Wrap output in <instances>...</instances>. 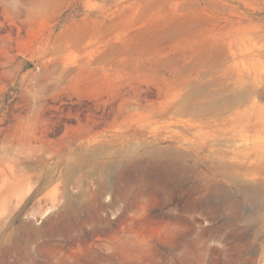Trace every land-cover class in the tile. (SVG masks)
I'll return each mask as SVG.
<instances>
[{"label":"rangeland","instance_id":"374dc122","mask_svg":"<svg viewBox=\"0 0 264 264\" xmlns=\"http://www.w3.org/2000/svg\"><path fill=\"white\" fill-rule=\"evenodd\" d=\"M0 264H264V0H0Z\"/></svg>","mask_w":264,"mask_h":264}]
</instances>
